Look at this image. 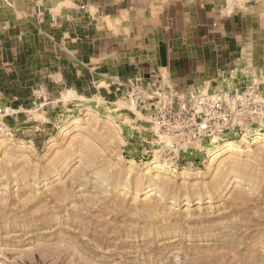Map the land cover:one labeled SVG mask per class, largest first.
Returning a JSON list of instances; mask_svg holds the SVG:
<instances>
[{"label":"rangeland","instance_id":"374dc122","mask_svg":"<svg viewBox=\"0 0 264 264\" xmlns=\"http://www.w3.org/2000/svg\"><path fill=\"white\" fill-rule=\"evenodd\" d=\"M169 1L0 0V264H264V0H212L255 23L197 91L237 100L197 142L151 125L147 74L84 54Z\"/></svg>","mask_w":264,"mask_h":264},{"label":"crops","instance_id":"0c3cea01","mask_svg":"<svg viewBox=\"0 0 264 264\" xmlns=\"http://www.w3.org/2000/svg\"><path fill=\"white\" fill-rule=\"evenodd\" d=\"M251 23H255L251 13L227 12L212 0H170L147 40L101 36L84 54L104 60L109 72L147 74L148 82L161 87L197 92L222 76L224 63Z\"/></svg>","mask_w":264,"mask_h":264},{"label":"built area","instance_id":"2783aa9c","mask_svg":"<svg viewBox=\"0 0 264 264\" xmlns=\"http://www.w3.org/2000/svg\"><path fill=\"white\" fill-rule=\"evenodd\" d=\"M136 92L139 93L138 90ZM146 99L153 100L149 119L156 131L178 132L191 142H197L204 134L222 128L227 121L228 110L233 109L237 102L232 94L226 98H214L203 92H179L172 86L160 85L138 101Z\"/></svg>","mask_w":264,"mask_h":264},{"label":"bare ground","instance_id":"6f19581e","mask_svg":"<svg viewBox=\"0 0 264 264\" xmlns=\"http://www.w3.org/2000/svg\"><path fill=\"white\" fill-rule=\"evenodd\" d=\"M257 133H258V131H257ZM222 148H225V149H231L232 148V143L231 142H227V143H225L223 146H221L220 147V144H217V143H215V146H214V151H213V153H217L219 150H222ZM224 149V150H225ZM221 152V151H220ZM200 199L198 198V201H199ZM229 226V225H228Z\"/></svg>","mask_w":264,"mask_h":264}]
</instances>
